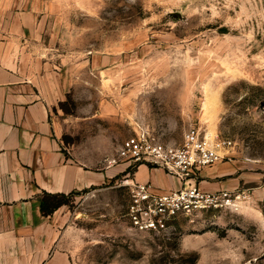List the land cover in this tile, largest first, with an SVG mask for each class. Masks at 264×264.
<instances>
[{
    "label": "rangeland",
    "instance_id": "1",
    "mask_svg": "<svg viewBox=\"0 0 264 264\" xmlns=\"http://www.w3.org/2000/svg\"><path fill=\"white\" fill-rule=\"evenodd\" d=\"M37 17L33 45L69 86L54 109L67 153L111 165L141 130L179 144L215 123L251 162L230 204L163 233L132 228L123 174L75 196L60 264H264V0H49Z\"/></svg>",
    "mask_w": 264,
    "mask_h": 264
},
{
    "label": "crops",
    "instance_id": "2",
    "mask_svg": "<svg viewBox=\"0 0 264 264\" xmlns=\"http://www.w3.org/2000/svg\"><path fill=\"white\" fill-rule=\"evenodd\" d=\"M48 1L0 0V264L66 260L55 253L64 206L45 216L39 200L43 191L101 189L120 174L151 182L159 191L183 185L177 176L147 163L118 159L107 165L104 152L92 164L65 151L54 109L69 86L33 45L41 37L37 13ZM250 163L224 159L202 172L199 186L236 190L251 173Z\"/></svg>",
    "mask_w": 264,
    "mask_h": 264
},
{
    "label": "built area",
    "instance_id": "3",
    "mask_svg": "<svg viewBox=\"0 0 264 264\" xmlns=\"http://www.w3.org/2000/svg\"><path fill=\"white\" fill-rule=\"evenodd\" d=\"M233 140L190 130L179 144L161 141L147 130L127 138L118 159L132 165L147 163L165 169L183 182L181 188L159 191L151 182L125 179L130 188L127 216L138 232L163 233L181 216L227 206L233 201L230 190L206 191L199 186L202 172L231 158Z\"/></svg>",
    "mask_w": 264,
    "mask_h": 264
},
{
    "label": "trees",
    "instance_id": "4",
    "mask_svg": "<svg viewBox=\"0 0 264 264\" xmlns=\"http://www.w3.org/2000/svg\"><path fill=\"white\" fill-rule=\"evenodd\" d=\"M129 168L127 171H131ZM90 189H84L81 191L74 190L70 193H50L43 191L40 195L39 200L41 201V211L45 216L52 215L61 206L68 205L71 200L79 195L88 192Z\"/></svg>",
    "mask_w": 264,
    "mask_h": 264
},
{
    "label": "bare ground",
    "instance_id": "5",
    "mask_svg": "<svg viewBox=\"0 0 264 264\" xmlns=\"http://www.w3.org/2000/svg\"><path fill=\"white\" fill-rule=\"evenodd\" d=\"M216 101L215 99L210 96V95H207L205 101H204V115H205V118L207 119V121H213V119L215 118L216 116ZM211 124V123H210ZM214 124H212L211 126V129H210V133L208 134L209 137H213L212 135H214L215 131H214Z\"/></svg>",
    "mask_w": 264,
    "mask_h": 264
}]
</instances>
